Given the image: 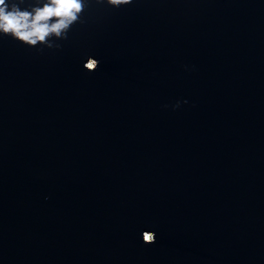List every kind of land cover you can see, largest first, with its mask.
<instances>
[{
	"label": "water",
	"instance_id": "1",
	"mask_svg": "<svg viewBox=\"0 0 264 264\" xmlns=\"http://www.w3.org/2000/svg\"><path fill=\"white\" fill-rule=\"evenodd\" d=\"M0 264H264V0L0 32Z\"/></svg>",
	"mask_w": 264,
	"mask_h": 264
},
{
	"label": "clouds",
	"instance_id": "2",
	"mask_svg": "<svg viewBox=\"0 0 264 264\" xmlns=\"http://www.w3.org/2000/svg\"><path fill=\"white\" fill-rule=\"evenodd\" d=\"M24 0H0V32L11 34L14 38L35 46L47 42L53 33L56 37L67 39L70 26L78 21L84 11L85 0H42L31 7L22 9ZM112 6L131 3V0H108ZM49 47L53 45L49 44ZM60 47V45H55ZM99 66L100 61H95ZM156 240L154 236L149 243Z\"/></svg>",
	"mask_w": 264,
	"mask_h": 264
}]
</instances>
